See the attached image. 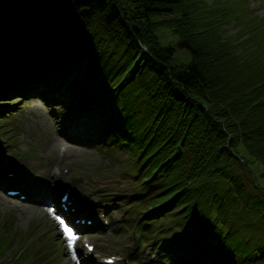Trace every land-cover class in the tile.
<instances>
[{
	"label": "trees",
	"instance_id": "16d2710c",
	"mask_svg": "<svg viewBox=\"0 0 264 264\" xmlns=\"http://www.w3.org/2000/svg\"><path fill=\"white\" fill-rule=\"evenodd\" d=\"M212 5L3 0L0 129L19 104L10 96L26 91L66 104L54 107L64 114L100 105L97 142L132 159L131 204L140 225L151 221L144 237L157 233L167 252L200 253L208 264L219 254L223 264H264V44L250 37L239 53L245 44L220 34L230 18ZM166 23L188 62L159 40ZM5 142L0 136V161Z\"/></svg>",
	"mask_w": 264,
	"mask_h": 264
},
{
	"label": "rangeland",
	"instance_id": "374dc122",
	"mask_svg": "<svg viewBox=\"0 0 264 264\" xmlns=\"http://www.w3.org/2000/svg\"><path fill=\"white\" fill-rule=\"evenodd\" d=\"M205 1L208 5L213 4L208 6L209 10L212 11V7L214 10L219 9L222 14L230 18L228 23V20L223 21L220 34L224 38L235 37L234 42H243L245 46H240L239 53L246 52L252 41L258 46L264 44V0ZM1 6L3 0H0V8ZM172 17L174 16L156 18L171 19ZM245 31L248 32L247 37H244ZM156 32L163 45L176 47L175 56L179 62L190 60V53L177 47L179 37L173 32L170 23L160 25ZM258 34L260 37L257 41L255 36ZM262 58L264 59V53L259 54V60ZM22 93L29 94L26 97L35 96V92ZM16 94L23 95L14 91L13 96ZM53 96L54 94L50 95L52 98ZM17 100L15 99L14 102ZM56 103L57 101L45 103L39 97L25 99L21 108L13 111L9 117L1 118L3 127L0 129V136L8 142L4 145L12 144V152L15 160L17 159L14 165L27 162L29 173L33 167L36 170L34 169V174L30 175L32 179L25 183H29V187L23 190L25 199L10 196L0 189V264H7L8 260L16 257L22 247L27 249L26 254L16 260L15 264L41 263L44 257L39 258L38 251L41 255H47L44 264H105L104 258L107 256H115L114 264H170L166 256L162 255L156 239L144 242L141 234L136 233V229L132 228L134 220L125 218L127 205L124 204L123 199L128 201V193L133 187V177L129 174L132 160L127 156L128 152L117 148L111 149L99 142L98 145L81 146L64 142L59 136L64 132L67 134L82 132L86 127H91L92 130L100 127L103 121V115L99 113L100 105L91 106L82 112L70 109L64 114L58 110L54 112L49 110L51 106L58 107ZM65 105L61 104L59 108L62 109ZM76 115L81 118H75L72 122ZM55 137L65 143L69 151L67 157L54 156L53 161L49 157L53 152L51 145ZM62 148L57 146L59 150L56 151L57 155ZM63 169L70 170V174L62 172L69 187L78 188L81 193L80 208L88 210L89 202H93L97 205V214L99 211L102 212V209L110 211L109 214L101 213L100 221L103 227H97L96 231L86 234L83 224L78 223V227H73V219L69 220V217H65L59 211L62 197L57 207L59 187L53 177H63V174L54 173L55 170L63 171ZM36 179L41 180V183ZM62 188L64 190L66 187L62 186ZM72 190L73 195L77 197L78 191ZM63 194L64 191L61 196ZM37 199L44 201L41 204L32 201ZM120 201L123 203L122 206ZM30 207L36 210H29ZM61 209L65 212L62 205ZM81 218L79 217V220ZM61 219L77 236L72 249L68 247L63 226L59 224ZM104 221L109 224H104ZM2 227L10 233H5ZM84 242L95 245L92 257L89 256L88 253L91 251L87 250Z\"/></svg>",
	"mask_w": 264,
	"mask_h": 264
},
{
	"label": "bare ground",
	"instance_id": "6f19581e",
	"mask_svg": "<svg viewBox=\"0 0 264 264\" xmlns=\"http://www.w3.org/2000/svg\"><path fill=\"white\" fill-rule=\"evenodd\" d=\"M53 140V143H52V148H53V155L55 156V152H56V148H57V146H60L61 145V141L59 140V139H57V138H53L52 139ZM65 152H66V149L64 150ZM21 168L23 169V170H26V169H28V167L26 166V165H22L21 166ZM34 169L36 170V168H34L33 167V170L30 172V174L32 175V174H34ZM37 169H38V166H37ZM47 172V171H46ZM53 179L56 181V182H60V177H53ZM37 180V182L38 183H41V180H39V179H36ZM63 187H69V185L68 184H61ZM73 188V187H72ZM18 197H20V195H18ZM33 202H35V203H37V204H41V203H43V201L44 200H42V199H37L36 201H34V200H32ZM31 203V202H30ZM37 208H39L38 206H37ZM29 210H36V209H34V208H31L30 207V209ZM28 210V211H29ZM60 224V223H59ZM60 226H62V225H60Z\"/></svg>",
	"mask_w": 264,
	"mask_h": 264
},
{
	"label": "snow or ice",
	"instance_id": "6c2138e0",
	"mask_svg": "<svg viewBox=\"0 0 264 264\" xmlns=\"http://www.w3.org/2000/svg\"><path fill=\"white\" fill-rule=\"evenodd\" d=\"M60 224L63 226V232L67 239L68 247L70 249L74 248L75 242L77 240L76 234L74 233L71 227L65 225V222L62 219L60 220ZM74 258H75V253H74Z\"/></svg>",
	"mask_w": 264,
	"mask_h": 264
}]
</instances>
